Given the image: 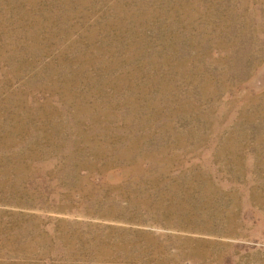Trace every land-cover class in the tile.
Listing matches in <instances>:
<instances>
[{
	"label": "rangeland",
	"instance_id": "374dc122",
	"mask_svg": "<svg viewBox=\"0 0 264 264\" xmlns=\"http://www.w3.org/2000/svg\"><path fill=\"white\" fill-rule=\"evenodd\" d=\"M0 264H264V0H0Z\"/></svg>",
	"mask_w": 264,
	"mask_h": 264
}]
</instances>
